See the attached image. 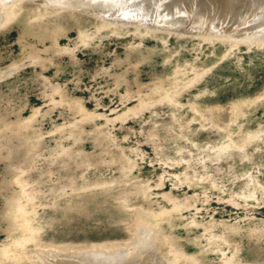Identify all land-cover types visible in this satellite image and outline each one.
<instances>
[{
    "label": "rangeland",
    "instance_id": "rangeland-1",
    "mask_svg": "<svg viewBox=\"0 0 264 264\" xmlns=\"http://www.w3.org/2000/svg\"><path fill=\"white\" fill-rule=\"evenodd\" d=\"M14 1L0 18V264L108 246L135 264H264V40Z\"/></svg>",
    "mask_w": 264,
    "mask_h": 264
},
{
    "label": "bare ground",
    "instance_id": "bare-ground-1",
    "mask_svg": "<svg viewBox=\"0 0 264 264\" xmlns=\"http://www.w3.org/2000/svg\"><path fill=\"white\" fill-rule=\"evenodd\" d=\"M70 1L75 2L74 4L78 3L77 8H79V5L80 6L83 5V7L86 5H88V7L91 5L92 6L95 5L93 9H95V7H98V9L96 8L97 10H95V11H98V14L106 13V15L108 14L109 16L112 14V18H110V20H113L114 18H118V16L119 17L121 16L120 19H122L124 17L123 13L125 14V16L128 13L129 16L130 15L132 16V17L130 16V20L131 18L134 19L135 17L136 18L135 21H136L137 18H139L138 20H140L141 23L142 22L153 23L154 21H156V19L157 20L159 19L158 20L159 22H164L165 25L170 24V26L175 27V28H178V27L181 28V27H185L188 25V26H191L192 28L190 30H193V29H194L193 31L199 30L198 33H200L201 31H204L212 35L215 34L216 36H219L217 35L219 33L221 34L220 38H223L221 37L222 34L225 35L222 32L225 31V29L227 28L226 27L227 25L231 24V26H228L231 28L230 31L233 29V27L234 28L238 27L237 29H239V25H241L244 31L242 29L241 31L240 30L237 31L236 28L235 30L237 31V33H239V35L241 34L240 36L244 35L243 36V38H245L244 41L246 40L249 41L250 39H252V41L255 40V42L257 41L259 43V41L262 42L264 40V0H70ZM14 2H15L14 0H0V18L2 17L4 12H7L8 10L11 9V6H12L11 4H13ZM46 2L48 3L49 0L48 1L46 0ZM8 6L10 9L8 8ZM160 10H163V13L164 11L168 13L166 14L165 12L166 15L164 14L162 16L161 15L162 11L160 12ZM93 13L95 14V12ZM116 13H119V14L117 15ZM158 13H160L159 15L162 16V17L160 16L161 18H158ZM113 14H114V17H113ZM246 15L248 16V18L244 17ZM249 15L251 17H249ZM101 16L99 15L100 18ZM129 16L127 19H129ZM126 17H124L123 20H125ZM110 20L108 19V23ZM132 22L134 21L132 20ZM162 25H160V28ZM188 26L186 28H188ZM156 28L158 27L156 26ZM227 30L228 32H230L229 29ZM233 31L234 30H232L231 32ZM226 32L227 31H225V33ZM235 33L234 35L229 33L230 37L231 36L234 37L236 35ZM239 35H236L234 39L235 38L237 39ZM240 36L237 39V42L239 39L241 40ZM131 111H134V109ZM136 223L137 225L136 224L134 225L133 227L134 229L135 227L138 226V223L140 224V222H136ZM21 247L23 246L21 245ZM38 248L36 249L35 253L32 252L34 250L29 251V253H27L28 252L27 250H26L27 252L21 251L20 253L23 256L26 255L25 257L28 259L30 258L35 264H135L134 261L131 262V260H128V258L130 259V257H127V254L124 251L122 252L117 251L116 246L104 247L97 252H95V249L93 251L92 250L93 248L92 249L90 248L91 250L88 249V250H85V251L83 250L79 252L73 250V252L69 251V253H65L66 255L64 256L62 255L59 256L58 253H60L61 251L59 252L58 250L56 251L58 253H56L52 249V251L56 253V254H53L51 250L50 252L52 253L48 252L47 250L43 251L44 248H41L43 250H40ZM31 252L33 254H30ZM60 254H63V253H60ZM146 254L147 253L144 251V255L146 257H141L138 259V261L136 260V262L138 264H165L164 261L159 260L160 258L159 259L150 258L151 256L149 255L148 257L147 256L148 254L147 255ZM57 256L59 257L62 256V258H58ZM13 261H14V258H9V259H6L4 263L13 262Z\"/></svg>",
    "mask_w": 264,
    "mask_h": 264
}]
</instances>
